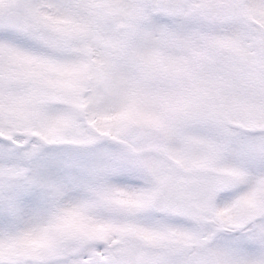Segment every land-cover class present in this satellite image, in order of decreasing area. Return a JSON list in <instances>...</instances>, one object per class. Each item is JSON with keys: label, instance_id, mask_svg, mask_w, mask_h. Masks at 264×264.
Here are the masks:
<instances>
[{"label": "snow or ice", "instance_id": "6c2138e0", "mask_svg": "<svg viewBox=\"0 0 264 264\" xmlns=\"http://www.w3.org/2000/svg\"><path fill=\"white\" fill-rule=\"evenodd\" d=\"M0 264H264V0H0Z\"/></svg>", "mask_w": 264, "mask_h": 264}]
</instances>
